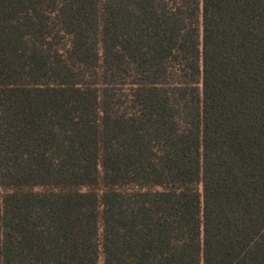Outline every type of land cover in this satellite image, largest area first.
Instances as JSON below:
<instances>
[{"label":"trees","instance_id":"obj_1","mask_svg":"<svg viewBox=\"0 0 264 264\" xmlns=\"http://www.w3.org/2000/svg\"><path fill=\"white\" fill-rule=\"evenodd\" d=\"M0 264H264V0H0Z\"/></svg>","mask_w":264,"mask_h":264}]
</instances>
